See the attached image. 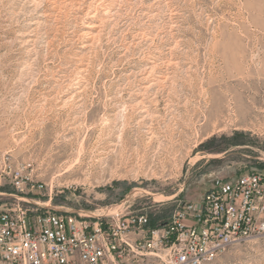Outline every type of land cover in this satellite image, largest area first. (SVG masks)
<instances>
[{"label": "rangeland", "instance_id": "1", "mask_svg": "<svg viewBox=\"0 0 264 264\" xmlns=\"http://www.w3.org/2000/svg\"><path fill=\"white\" fill-rule=\"evenodd\" d=\"M263 167L264 0H0V209L167 220Z\"/></svg>", "mask_w": 264, "mask_h": 264}, {"label": "built area", "instance_id": "2", "mask_svg": "<svg viewBox=\"0 0 264 264\" xmlns=\"http://www.w3.org/2000/svg\"><path fill=\"white\" fill-rule=\"evenodd\" d=\"M23 184L15 182L21 191ZM263 235L264 168L216 179L200 200L155 228L146 214L87 217L19 201L0 209V264H110L129 248L163 250L171 264H203Z\"/></svg>", "mask_w": 264, "mask_h": 264}, {"label": "trees", "instance_id": "3", "mask_svg": "<svg viewBox=\"0 0 264 264\" xmlns=\"http://www.w3.org/2000/svg\"><path fill=\"white\" fill-rule=\"evenodd\" d=\"M170 220H171V218L170 219H167V220L152 221L149 218V226L152 227V228L159 227V226H163V225L167 224L168 222H170Z\"/></svg>", "mask_w": 264, "mask_h": 264}, {"label": "bare ground", "instance_id": "4", "mask_svg": "<svg viewBox=\"0 0 264 264\" xmlns=\"http://www.w3.org/2000/svg\"><path fill=\"white\" fill-rule=\"evenodd\" d=\"M49 203H47V205H48Z\"/></svg>", "mask_w": 264, "mask_h": 264}]
</instances>
